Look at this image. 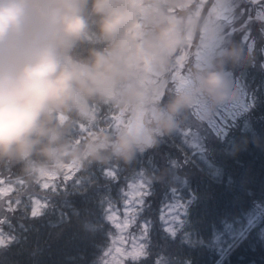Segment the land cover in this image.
<instances>
[{
    "label": "trees",
    "instance_id": "1",
    "mask_svg": "<svg viewBox=\"0 0 264 264\" xmlns=\"http://www.w3.org/2000/svg\"><path fill=\"white\" fill-rule=\"evenodd\" d=\"M145 1L166 13L200 0ZM239 1L260 30L264 0ZM215 3L208 0L203 6ZM246 36L216 65L217 71H236L252 99L226 137L202 146L190 143L195 123L183 105L188 113L182 121L173 115L171 130L158 120L152 148L134 146L129 160L105 151V159H85L70 179L60 177L47 187L40 184V169L26 175L22 164L0 160V186L9 190L0 198V234L6 238L0 264H106L115 234L109 209L121 208L135 182H144L147 191L141 206L147 232L143 254L125 264H264V57L248 51ZM252 36L256 42L263 38L258 31ZM105 46L94 29L72 55L85 59L91 48ZM237 52L246 56L234 62ZM171 76L148 92L144 105L169 114L181 97L172 89ZM139 102L128 103L116 90L113 97L89 101V118L59 113L57 120L65 126V139L77 147L101 134L115 140ZM71 160L65 157L61 163ZM170 205L179 211L173 229L164 222Z\"/></svg>",
    "mask_w": 264,
    "mask_h": 264
},
{
    "label": "clouds",
    "instance_id": "2",
    "mask_svg": "<svg viewBox=\"0 0 264 264\" xmlns=\"http://www.w3.org/2000/svg\"><path fill=\"white\" fill-rule=\"evenodd\" d=\"M156 16L144 0H0V160L22 164L28 175L42 167L58 169L65 157L99 160L110 151L131 159L134 145L125 137L101 134L83 147L72 145L57 114L89 118V101L110 98L116 90L128 103L138 102L144 95L137 85L144 57L129 26L140 17L153 25L144 52L154 65L165 63V54L180 43V21L156 22ZM94 29L106 46L91 48L85 59L74 57ZM235 83L230 70L214 71L206 91L226 102ZM199 101L178 98L161 117L162 128L171 130L173 115Z\"/></svg>",
    "mask_w": 264,
    "mask_h": 264
},
{
    "label": "rangeland",
    "instance_id": "3",
    "mask_svg": "<svg viewBox=\"0 0 264 264\" xmlns=\"http://www.w3.org/2000/svg\"><path fill=\"white\" fill-rule=\"evenodd\" d=\"M193 1L195 0H189L188 3ZM207 1L200 0L197 6H179L182 9L181 11H176L173 8L166 13H161L157 10V6L150 5L144 0V6L155 10L157 13L156 18L159 19V22L180 21V43L172 51L165 54L166 62L161 65H154L152 58L144 52V43L149 33L152 32L151 23H146L145 19L140 17L133 25L129 26L128 30L129 34L137 41L138 53L144 57L137 76V85L141 87L144 95L137 105L140 103L144 104V99L148 97V92L150 93L151 90H154L164 77L172 74V89L178 95L188 98L193 96L200 97V101L197 104H185V107L190 110V115H192L191 119H189L195 123V129L189 138L190 143L197 142L199 146H202L205 140L209 141L216 137H226L229 131L235 127L239 116L248 109L252 102L248 92L249 88L243 83L236 71L231 72L236 82L233 97L226 102L206 91L208 74L217 71L216 65L223 62V58H226L231 45L237 46V40L240 36L247 35L245 40L250 53L264 57L263 15H258L262 28L256 30L252 26L253 21L250 11L246 6H242L239 0H216L214 6H203ZM250 1L257 2L260 0ZM255 31H258L263 36L257 42L253 36L249 37V34ZM191 56L194 57L195 62H193L194 59ZM235 61H237L236 56H234ZM221 67L223 68V65ZM113 96L114 92L111 97ZM187 109L182 110L180 108L174 114L175 118L180 120L182 116L188 113ZM150 111L151 115L148 123L151 126V131L156 136L158 133V120L165 116L166 112L163 113L155 105L150 107ZM188 131L189 129L187 128ZM92 139L93 137L88 138L86 144ZM84 161L85 159L82 161L72 159L69 164L61 163L58 169L40 168V184L43 187H47L60 177L70 179L80 169ZM141 184L144 186V182L131 184L121 208L112 210V213H110V215L115 216L116 225L119 226H115L112 223L115 226V234L107 251L106 264H115L114 258L122 259L120 254L115 252L116 248L130 252L133 243L141 244L143 248L147 225L141 217L142 204L137 207V194ZM8 192V189L0 186V198ZM164 214L165 224L167 223L168 228H173L179 217L178 206L170 205ZM128 222L130 224L125 228L124 225ZM121 240H123V243H121ZM5 241L6 238L0 234V247L5 244ZM110 252L111 255H108ZM137 257L139 256H127L123 258V264Z\"/></svg>",
    "mask_w": 264,
    "mask_h": 264
},
{
    "label": "water",
    "instance_id": "4",
    "mask_svg": "<svg viewBox=\"0 0 264 264\" xmlns=\"http://www.w3.org/2000/svg\"><path fill=\"white\" fill-rule=\"evenodd\" d=\"M148 108L139 104L120 137L127 138L134 146L153 147L155 137L147 123Z\"/></svg>",
    "mask_w": 264,
    "mask_h": 264
},
{
    "label": "snow or ice",
    "instance_id": "5",
    "mask_svg": "<svg viewBox=\"0 0 264 264\" xmlns=\"http://www.w3.org/2000/svg\"><path fill=\"white\" fill-rule=\"evenodd\" d=\"M138 202H137V207H139L142 203H143V197L145 195H147V191H146V188L141 184L140 187H139V192H138ZM127 204H128V201H127ZM110 213H112V209L110 208L109 209ZM126 211H127V208H126ZM36 214V213H34ZM109 219L112 221V223L115 225V226H119V225H116V222H115V216L114 215H110L109 216ZM130 222L128 223H125L124 227L127 228L129 226ZM145 229H146V226H145ZM133 240H135V238H133ZM121 243H123V240H121ZM115 252L119 253L120 256L122 257V259H115V264H123V258H126L127 256H140L143 254V251H142V245H137L135 243H133L132 245V250L130 252H125L123 250H121L120 248H116L115 249ZM108 255H111V252L108 254Z\"/></svg>",
    "mask_w": 264,
    "mask_h": 264
}]
</instances>
